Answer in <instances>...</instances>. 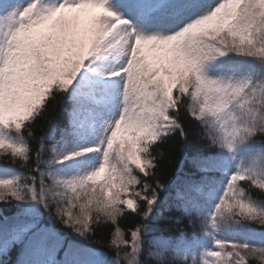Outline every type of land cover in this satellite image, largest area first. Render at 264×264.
<instances>
[{
    "label": "snow or ice",
    "instance_id": "6c2138e0",
    "mask_svg": "<svg viewBox=\"0 0 264 264\" xmlns=\"http://www.w3.org/2000/svg\"><path fill=\"white\" fill-rule=\"evenodd\" d=\"M128 23L110 10L107 0H59L43 10L35 3L0 0L2 43L11 45L7 51L0 47V126L22 129L43 115L56 93L63 96L82 68H91L118 49L128 56L119 70L104 74L121 77L124 89L122 112L109 124L102 149L89 146L56 160L103 152L98 167L61 181L67 206L56 215L81 234L99 214L114 222L126 209L148 215L163 187L159 161L150 147L175 129L185 134L179 119L185 97L192 102L191 116L208 127L213 145L231 151L237 137L243 141L257 131L264 134V112L253 107L264 104V83L250 87L247 81L210 79L203 71L206 61L229 52L264 57V0H221L206 15L165 37L124 30ZM2 149L28 159L23 147L0 138ZM242 182L264 189V179L250 170L232 174L211 214L213 226L237 216L264 225V208L245 197ZM6 184L10 182L0 181V187ZM5 195L0 192V200ZM10 195L22 199L15 191ZM140 201L145 202L143 211ZM142 227L131 232L130 241L117 228L113 243L131 244L135 251ZM215 243L218 250L209 251L214 259L207 264H252L250 258L257 256L264 261V248Z\"/></svg>",
    "mask_w": 264,
    "mask_h": 264
},
{
    "label": "trees",
    "instance_id": "16d2710c",
    "mask_svg": "<svg viewBox=\"0 0 264 264\" xmlns=\"http://www.w3.org/2000/svg\"><path fill=\"white\" fill-rule=\"evenodd\" d=\"M167 1L134 0L133 3L146 9L151 16L157 6ZM228 54L229 59H239L249 65V74L244 81L250 87L264 83V57L235 52ZM210 64L211 61H208L207 65ZM84 83L85 79L77 75L63 96L56 93L55 99L49 101L43 115L25 122L20 130L7 127L0 134L5 141L23 147L28 156L25 161L13 155L10 149L0 150V171L7 176H0V181L10 182L0 187V192L6 194L5 199L0 200V225L18 221L28 227L8 245L0 246V264H15L29 239L49 230L61 235L66 243L73 242L100 251L105 256V264H207L214 259L208 255L209 251L218 250L216 240L207 237V232L214 230L229 236L237 226L242 225L245 231L264 234V225L238 216L221 219L213 226L210 222L212 209L208 204L201 202L199 206H193L176 193V190L182 193L191 190L203 181L218 180L230 170L227 160L229 150L211 143L208 127L191 116L189 105L192 102L188 97L184 98L186 103L179 116L185 134L181 135L180 130L175 129L150 147L159 161L163 187L158 189V198L148 215L126 209L114 222L99 214L100 218L93 220L85 234L64 223V218L57 216L56 212L67 206L68 193L61 183L63 175L56 159L69 145L79 146L76 144L77 130L73 126L76 115L72 111L74 94ZM253 107L259 108V105ZM92 112L97 117V111ZM233 148L240 160L236 171L250 170L264 179V134L257 131L243 141L237 137ZM244 149L245 157L238 154ZM136 174L141 175L139 170ZM241 186L245 197L253 205L264 208V189L250 187L243 182ZM225 189L226 186L221 190L219 201ZM11 191L17 192L22 199L11 196ZM140 205L143 211L145 202L140 201ZM73 211L78 212V207ZM142 225L139 246L135 251L131 244L113 243L117 238V228L130 241L131 232ZM237 243L264 248L263 241L247 238H241ZM250 259L252 264H264L259 256Z\"/></svg>",
    "mask_w": 264,
    "mask_h": 264
},
{
    "label": "rangeland",
    "instance_id": "374dc122",
    "mask_svg": "<svg viewBox=\"0 0 264 264\" xmlns=\"http://www.w3.org/2000/svg\"><path fill=\"white\" fill-rule=\"evenodd\" d=\"M190 1H195L190 8L186 7L187 0L171 1V6L176 4L179 7L176 14H171V6L162 7L158 9L154 21L147 19L145 23L142 20L147 17L144 16L143 11L134 8V6L132 7L131 4H117L113 0H107V6L116 15L129 22L122 26L124 30L134 28L136 33L145 36L157 35L165 37L182 30L197 18L206 15L212 8L221 2V0ZM58 2L59 0H20L21 4L35 3L41 10L50 8ZM3 32H7L6 27L3 29ZM2 42L3 34L0 33V43ZM4 49L5 51L8 49L6 44L4 45ZM226 55L227 54L216 56L208 60L211 61L210 65H207L208 61L205 62L203 71L208 78L235 82L234 78L241 76L237 75L236 71H242L243 74L247 71L248 68L245 63L235 60L228 61L225 59ZM127 59V54L118 49L107 57L95 61L91 68H95L96 71H92L89 67H84L78 73V75L83 76L86 80L85 84L82 85L76 93V103L72 111L73 114L86 111L84 116H76L74 121V127L77 129L76 144H80V150L95 145H100L102 149L103 146L101 141L106 138L109 124L119 118L123 109L124 80L119 76L113 77L104 74L119 70L126 63ZM93 110L99 112L98 118L104 128L103 138H101L100 141L97 139L95 133ZM6 129L7 127L0 126V133ZM72 151H77V146L75 144L69 145L62 156ZM102 156V150L99 152H88L79 157L65 160L62 163L56 162V164L63 173L64 179L67 180L73 177L83 176L98 167L102 162ZM230 157H233V151ZM60 166H62V168ZM2 174L3 172H0V176ZM182 196L188 201L194 199L193 202L195 204H198L203 198L206 203L213 207L214 212L217 205L218 186L213 187L208 183H204L200 187L194 189V194L185 192ZM8 228L14 230L16 226L10 224L8 227L0 228V230H8ZM23 228L24 226H19L18 230ZM238 234L241 236L245 235L241 231H238ZM207 235L233 243L239 240L237 234L231 235L228 238H223L217 236V233L214 231H211L207 233ZM251 235L255 241H264V236H261L263 235L261 233L251 232ZM1 236L0 232V238ZM12 237H14V235ZM62 243L63 238L54 232L49 231L37 235V237L27 244L29 247L27 248V256H23L18 261V264H99V262L102 264L104 262L105 256L100 251L72 243H69L64 249H61L60 254L53 258L54 261L46 259L51 253H56V250L61 248ZM47 249H52V252H46Z\"/></svg>",
    "mask_w": 264,
    "mask_h": 264
},
{
    "label": "clouds",
    "instance_id": "9594fccd",
    "mask_svg": "<svg viewBox=\"0 0 264 264\" xmlns=\"http://www.w3.org/2000/svg\"><path fill=\"white\" fill-rule=\"evenodd\" d=\"M5 44L7 45L8 48H11V45L7 44V43H0V47H4ZM259 109H261L262 112H264V104H259ZM246 120H247V118H246ZM260 124L264 125V120H261Z\"/></svg>",
    "mask_w": 264,
    "mask_h": 264
},
{
    "label": "bare ground",
    "instance_id": "6f19581e",
    "mask_svg": "<svg viewBox=\"0 0 264 264\" xmlns=\"http://www.w3.org/2000/svg\"><path fill=\"white\" fill-rule=\"evenodd\" d=\"M264 242V241H263Z\"/></svg>",
    "mask_w": 264,
    "mask_h": 264
}]
</instances>
